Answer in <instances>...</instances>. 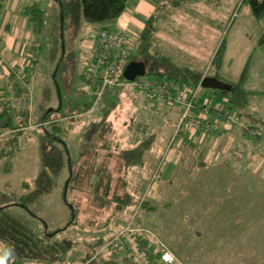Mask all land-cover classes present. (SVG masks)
<instances>
[{"label": "rangeland", "instance_id": "374dc122", "mask_svg": "<svg viewBox=\"0 0 264 264\" xmlns=\"http://www.w3.org/2000/svg\"><path fill=\"white\" fill-rule=\"evenodd\" d=\"M34 1L43 11L40 33H29V40H38L32 42L28 51L38 59L36 73L30 78L32 93L35 94L45 82L50 83V74L55 68L54 64H57L56 57L50 58L47 41L52 31L50 17H53L57 4L54 0H23L27 4ZM226 2H234V5L224 18V10L229 8ZM194 4L180 12L174 13L176 9L168 8L170 13L167 14V8H163L160 17L156 14L151 51L155 49L175 63L209 76L212 73V58L223 41V62L219 74L227 82L242 83L246 92V114L228 110V103L218 89L202 87L197 99L206 106L224 108L226 118L233 116L232 119L227 118L229 121L225 124L234 130L232 134L236 140L227 148L224 144L220 147L227 137L214 126L208 133L190 129L212 138V141L205 140V145L210 149L205 150L202 144L198 146L193 143V147L180 142L186 127L171 125L167 121L169 111L156 113L154 106L141 104L134 89L124 87L123 90L110 91L95 102L88 95L87 82L80 75L92 39L106 21H82L76 32L72 28L65 29L66 51L73 50L74 61L66 58L56 73L63 108L52 114L51 121L61 119L67 126L64 117L77 112L65 110L68 97L73 100L72 103L82 105L90 102L91 106L71 122L68 131L70 139L66 143L72 161H76L78 149L83 144L82 135L79 134L82 127L90 120L98 121L102 116L100 112L111 105L113 108L106 118L109 121L107 140L113 144L115 152L114 158L106 159V163L110 166L115 156L123 150H140L136 146L142 142L141 145H145L126 175V187L138 205L114 216L108 226L99 230L93 227L81 229L75 224L57 232L54 239L68 238L73 242L66 264H81L85 253L84 243L96 239L108 243L123 233L126 236L140 233L148 239L147 244L125 239L127 241L121 251L136 254L138 263V258L144 254L153 256L154 251H161L164 246L175 256L173 264H264V45L257 40L263 25L250 14L248 4L241 0H200V5ZM11 7L12 0H0V32H5L6 21L16 31L23 33L22 17ZM220 9H223L222 14ZM162 15L166 18L163 19ZM217 15L218 26L214 28L216 20L210 22L208 19ZM69 34L72 35L70 40ZM134 36L129 35V41L135 46L132 55L138 54L139 36ZM33 45L35 48L39 46L38 53L37 49L32 50ZM196 57L198 60L193 62ZM73 62L74 67H71ZM67 68H70L72 81L66 91L61 76ZM244 68V77L240 80ZM12 97L18 103L19 97ZM174 108L179 111L177 107ZM32 119L33 116H29L27 120H22L23 134L19 136L16 146H12L19 151H14L9 159L8 169H5L6 157L0 158V206L7 205V212L34 233L45 235L51 233L48 231L63 228L70 217L60 183L55 182L49 192L26 202L29 210L21 202L19 205H8L18 202L20 195L26 193L23 181L31 183L40 169L35 129L37 123ZM244 125L250 126V130L243 132ZM8 133V130L0 133V142L5 141ZM215 140L220 142L215 143ZM200 150L204 154L197 157ZM220 153L225 154V160L233 161L231 165L219 158L222 157ZM231 168L246 173L234 177L230 175ZM142 199L149 201L148 205L153 209H138V201ZM126 227L133 231H124ZM140 263L143 264V261ZM18 264L39 263L26 261Z\"/></svg>", "mask_w": 264, "mask_h": 264}, {"label": "trees", "instance_id": "16d2710c", "mask_svg": "<svg viewBox=\"0 0 264 264\" xmlns=\"http://www.w3.org/2000/svg\"><path fill=\"white\" fill-rule=\"evenodd\" d=\"M54 1H56L57 8L54 11L53 17H50V21H52L50 27H52V31L49 32L50 36L47 41L50 50V58L55 59L56 57L55 63L57 64L56 66L54 64L55 70L53 69L50 74V83L45 82L43 86H40L37 93H32L31 97L27 94L26 89L13 73L4 75L3 82L6 96L5 99L0 101V133L6 130L10 133L7 134L8 136L4 142H0V158L4 156L6 157L5 169H8L10 167L9 159L14 155L15 151L12 146H16L15 144L18 142L19 136L23 134V128L22 126L20 127L18 119L20 121L27 120L29 116H33L32 120L34 123H37L35 129L40 155V169L32 179L31 183L23 181L22 184L24 189H26V193L20 195L18 202L9 203L8 205H19L21 202L25 208L29 210L25 204L26 202L35 200L40 195L49 192L55 182H58L61 185L63 201L69 208L70 217L63 228H56L52 231H48L51 233L38 235L18 218L7 212L5 210L7 205L0 206V242L2 243V247L0 248V261L2 264H18L19 262L26 261L38 262L39 264H66L68 254L73 249V242L68 238L54 239L53 236L57 232L75 224L81 229H89L93 227L94 229L99 230L100 228L108 226L114 216L123 214L128 208L137 204L134 202L132 195L126 187V175L128 168L135 164L136 158L140 157L141 148L145 145H141L143 142L138 144L136 147H140L138 148L140 150H123L115 156L116 159L110 164V166L106 163V159L109 160L114 158L115 152L113 144L107 140L109 135V125L107 122L109 121L106 120L113 105L100 112L102 116L98 121L90 120L88 124L82 127L79 134L82 135L83 144H81L78 149V157L76 161H72L68 152V145L66 143L69 138L68 131L71 122H73L75 118L81 117L82 113L87 112L90 109V102H85L82 105L77 102L72 103L73 100L68 97L65 110H70V112L77 110V112L73 113V115L64 117L63 120H67L68 122L66 124L67 126L61 122V119L51 121L52 114L63 108L62 91L58 79L56 78V73L66 58L71 59L73 57V50L66 51V27L72 28L73 31L76 32L77 29L80 28L82 21L97 23L115 20L126 9L127 0ZM195 1L197 0H168L165 3H162L158 9H178L183 5ZM241 2H246L249 6L251 15L259 22H262L263 26L257 40L258 43L264 45V0H241ZM21 11L26 17V21L30 27V33L32 35L40 33L43 11L38 3L35 1L29 4L24 3ZM156 18L157 16L153 15L146 19L145 26L139 35V43L137 47L138 54L131 55L127 63L131 60H143L145 71L142 76L165 82L175 81L178 84H184L186 87L190 88L200 85V91L203 78V73L201 71L194 70L189 66L179 65L170 57L155 49L151 51ZM7 27L8 26L6 25V28ZM102 28L113 29L107 26H102L98 31ZM61 33L62 38L60 37ZM71 37L72 35L69 34L68 39L70 40ZM34 41L38 40L32 39L28 41L30 43L29 47ZM29 47L26 46L27 49H29ZM38 48L39 46L35 48V45H33L32 50L37 49L36 51L38 53ZM93 49L94 48L92 47L87 50V52H89L88 55ZM223 53L224 49L222 41L212 58V73L209 77L230 85V88L228 89L219 90L228 103V110L234 109L237 110L240 115L242 112L246 114L244 110L246 92L242 88V83L240 81L235 83L227 82L219 74L223 62ZM35 63L36 66L34 72L36 73L38 59ZM71 67H74V62ZM85 69L86 63L80 76L87 82L88 95L93 97L95 102L102 96H105L108 92L119 91L120 89L123 90L124 87L142 92L132 85H118L108 89V91L101 93L100 95H97L95 93L99 90L100 81L91 80L87 77ZM244 71L245 68L242 71L240 80L244 77ZM70 75V68L69 70L67 68L61 76L63 87L66 91L71 86L72 80L70 81ZM121 80L124 82L129 81L123 76L121 77ZM8 85L12 86L11 93L7 89ZM12 96L22 98L25 101L24 104L13 101L14 98ZM155 98L161 99L160 97ZM30 103L31 108L29 109L28 104ZM55 103H57V106H55ZM95 105H97V103H95ZM49 108L52 109L49 110ZM219 108L221 107L213 108L208 106L210 118L207 116L205 122L209 123L211 128L214 126L215 129H218V124L220 122L228 123L224 112L226 110L221 108V111H219ZM220 112H223V114L221 115ZM194 113L198 115L200 114L197 108L194 109ZM213 122H216L217 124ZM244 127L245 129L242 128L243 132L250 130V126L244 125ZM208 132H211V129ZM7 146L11 148L7 149ZM17 151H19V149L16 150L15 153ZM101 151L103 153H101ZM196 155L197 157H201L202 151L200 150V153H197ZM244 160L245 159H243V161ZM231 162L233 161L225 160V164L231 165ZM139 202L138 209H153V206H149V201L142 199L141 201H138V203ZM135 218L136 216L133 220ZM120 236L124 241H127L125 239H132L144 244L148 243V239L140 233H135L130 236L129 234L126 236L123 233L120 234ZM106 243V241L103 243L101 239L84 243L85 253L81 264H141V260L143 261V264H173L161 261L160 250L154 251L153 256H148L143 253L144 255L138 258L140 260L138 263L136 260V254H133L132 252L125 254L122 251L114 252L106 246Z\"/></svg>", "mask_w": 264, "mask_h": 264}, {"label": "built area", "instance_id": "2783aa9c", "mask_svg": "<svg viewBox=\"0 0 264 264\" xmlns=\"http://www.w3.org/2000/svg\"><path fill=\"white\" fill-rule=\"evenodd\" d=\"M93 38L94 49L88 55L85 74L91 80L100 81L99 90L95 94L100 95L118 85H132L139 91L144 92L148 98L160 97L167 105L177 107L180 113L177 128L185 126L188 129H201L204 132L210 131V124L205 122L208 116V106H199L195 102L200 85L190 88L175 81L165 82L144 76H136L132 81L124 82L121 80V77L134 49L127 33L125 31L102 28ZM36 58L37 56L34 53H28L27 57L22 56L11 63L0 59L1 100L5 99L6 96L2 80L4 75L8 73H13L22 86H24L27 94L30 97L32 96L30 78L35 73ZM11 88L12 86L8 85L7 89L10 93L12 92ZM18 102L24 104L25 101L19 97ZM28 108H31V103L28 104ZM196 108L200 113L199 115L194 113V109ZM219 111H221V108H219ZM220 114L222 115L223 112H220ZM227 118L232 119L233 116H227ZM228 119L227 121H229ZM18 122L21 127L22 120L18 119ZM124 231L130 232L133 230L126 227ZM106 246L114 252L123 251L125 241L119 236L106 243ZM160 259L165 263H174L176 260L170 250L164 246L161 249Z\"/></svg>", "mask_w": 264, "mask_h": 264}, {"label": "crops", "instance_id": "0c3cea01", "mask_svg": "<svg viewBox=\"0 0 264 264\" xmlns=\"http://www.w3.org/2000/svg\"><path fill=\"white\" fill-rule=\"evenodd\" d=\"M167 1L168 0H127V6H126V9L124 10V12L117 19L112 20L110 22H106L102 26H105V27L107 26V27H110V28H113L116 30L125 31L128 36L130 34L133 36H134V34H136V36L137 35L139 36L140 32L142 31V29L145 26L146 19L149 18L150 16H153V15L155 16L156 14L159 15L158 17H160V14H162L163 10L158 9V7L162 3H165ZM195 2H192L188 5L181 6L180 8L176 9L174 11V13L180 12L182 9H184L186 7H190ZM199 2H200V0H198L193 6H197L199 4ZM214 3L218 4L215 1H214ZM230 3L231 4H229V2L227 3V4H229V8L227 10H224L225 11L223 14V15H225L224 18H227L228 13L231 12V9L234 5V2H230ZM12 4H13V7H11L12 10H14L16 13L18 12L19 16L22 17L21 22H22V25L24 26V30H25L24 32L25 33L24 32L21 33L20 31H16V29L13 28L11 23H9V25H8L5 21V24L8 27L6 28V26H5V32L4 31L0 32V59H4L8 63L14 62L15 60L19 59L22 56L27 57V54L31 53V52H28L29 49L26 48V46L29 47V45H30V43L28 42L30 39V36H29L30 27L26 21V17L23 15V13L21 11L22 7L24 5V2H23V0L22 1L21 0H12ZM202 9H204L203 6H202ZM222 11H223V9H220L221 14L223 13ZM169 13L170 12L167 9V14H169ZM161 17L164 19L165 16L162 15ZM218 17H219L218 15H217V17L213 16L210 19H208V21L213 22ZM167 19H170V18L167 17ZM217 23H218V20H216V24L214 23V28H216L218 26ZM102 26H100V27H102ZM27 36H29V38ZM93 44H94V41L92 39V43H91L89 48H92ZM176 44H178V42H176ZM89 48H88V50H89ZM88 53L86 54V57H87ZM86 57L84 58L85 62H86ZM195 60H198L197 57H196V59L193 60V62H195ZM3 81L4 80H2V82ZM135 95L138 97V99H140L141 104H143L145 106L147 105L149 107H150V105L154 106V109H156V113L159 112L160 110H163L166 113L169 111L167 113V115H168L167 121H169V123L171 125L173 124L176 126V124L179 120V114H180L179 111H177V109L175 111L174 107L168 106L162 99H156V98L150 99L142 92L136 91ZM0 101H1V99H0ZM196 103H198L199 106L205 105L204 102H202L201 100H198L197 98H196ZM208 118H210L209 113H208ZM171 125H169V126L171 127ZM218 127H219L218 129L220 130L219 133H221V135H223V136L225 135L227 137L225 140H223L220 147H222V144H224L225 148H227L233 143L234 140H236L235 135L232 134L234 132V130H231V128L228 124L221 123V122L218 124ZM228 128H230V129H228ZM200 131H191L188 128L187 129L184 128V130L182 132L183 133L182 137L180 138V140H181L180 142H182V143H188L189 142V143H191L190 145H193V147H194V144L195 145L198 144V146L204 145L205 150L210 149V147H208V145H205V140L212 141V138L210 139L207 136V134L201 133ZM216 142H217V140H215V143ZM219 142L220 141H218L217 143H219ZM202 154H204V152H202ZM220 156H222V157H219V158H223V156H225V154L220 153ZM223 160H225V158H223ZM223 160L221 161V163L223 162ZM222 171L226 172L224 170H222ZM229 172H230V175L234 176V177L239 176L240 173H242V174L246 173L245 171L240 172L234 168H231L229 170Z\"/></svg>", "mask_w": 264, "mask_h": 264}, {"label": "water", "instance_id": "95a60500", "mask_svg": "<svg viewBox=\"0 0 264 264\" xmlns=\"http://www.w3.org/2000/svg\"><path fill=\"white\" fill-rule=\"evenodd\" d=\"M61 24H62V18H61ZM60 37L62 38V33L60 34ZM62 47H63V43H62ZM144 71H145V64L143 63V61L131 60L126 64L124 68L123 77L126 80L132 81L136 76H142L144 74ZM201 87L223 90L230 88V85L215 78L204 76L201 81ZM51 109L52 108H49V110Z\"/></svg>", "mask_w": 264, "mask_h": 264}]
</instances>
